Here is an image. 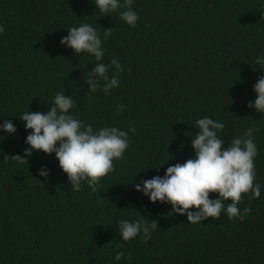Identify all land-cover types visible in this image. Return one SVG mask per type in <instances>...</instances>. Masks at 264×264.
<instances>
[{"label": "trees", "instance_id": "obj_1", "mask_svg": "<svg viewBox=\"0 0 264 264\" xmlns=\"http://www.w3.org/2000/svg\"><path fill=\"white\" fill-rule=\"evenodd\" d=\"M131 7L140 17L135 27L118 13L104 16L94 0H0V124L8 119L17 129L0 132V264H264V116L247 107L264 76L255 63L264 53V0H133ZM83 23L102 37L112 29L102 62L118 59L125 71L107 95L88 93L94 57L60 44ZM63 91L74 101L71 113L94 129H136L95 192L86 183L72 191L54 153L24 156L28 133L18 118L46 113ZM204 116L226 125L218 133L225 147L258 129L261 196L242 195L240 209H251L243 221L222 213L191 225L133 186L194 158L191 137ZM140 215L158 223L151 240L137 236L117 248L119 222Z\"/></svg>", "mask_w": 264, "mask_h": 264}, {"label": "clouds", "instance_id": "obj_2", "mask_svg": "<svg viewBox=\"0 0 264 264\" xmlns=\"http://www.w3.org/2000/svg\"><path fill=\"white\" fill-rule=\"evenodd\" d=\"M132 3L133 0H94V7L104 16L118 13L121 21L135 27L140 17L131 7ZM5 31V26L0 25V35ZM111 32L112 29H104L102 37L91 24L83 23L69 28L68 35L60 40L61 46L72 50L74 54L80 56L83 53L94 57L96 63L87 72L85 82L89 87L88 93L94 94L99 90L107 95L120 85L118 74L125 71L120 61L113 58L110 64L102 62L106 51L104 41ZM255 63L264 65V53L256 58ZM113 66L115 73L109 75ZM253 92L256 99L249 102L247 107L264 116V76H260L253 85ZM73 108L72 96L65 95L63 91L55 94L46 113L30 110L22 113L18 119L24 122L28 133L25 138L28 147L24 156L30 157L37 151L48 155L54 153L72 191L79 192L82 184L86 183L95 192L101 178L114 170V161L123 158L130 147L129 132L135 133L136 129L130 127L128 132L115 126L94 129L91 124H85L74 116L70 111ZM120 110H124L123 105ZM195 123L198 132L191 137L194 158L167 167L162 177L157 175L151 179H141L138 183L134 182L133 186L151 203L169 204L170 214L186 215L191 225L200 224L209 218L219 219L222 213L229 220L238 218L243 221L251 209H240L242 195L251 193L252 199L261 196V185L254 184V160L258 155L254 133L258 129L248 128L242 136L231 138L225 147V139L218 135L226 127L223 122L204 116ZM16 131L11 120H4L0 124L2 133L14 134ZM12 158L18 163L27 162L20 155ZM38 174L45 179L50 175L46 166H42ZM210 193L218 195L213 199ZM157 227L156 221L141 215L135 220H121L118 225L121 239L117 241L116 247L137 236L147 243ZM124 255V252L118 251L115 260L120 261Z\"/></svg>", "mask_w": 264, "mask_h": 264}]
</instances>
